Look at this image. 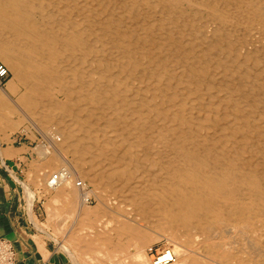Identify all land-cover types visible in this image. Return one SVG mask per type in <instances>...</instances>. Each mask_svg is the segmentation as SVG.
Wrapping results in <instances>:
<instances>
[{
  "label": "bare ground",
  "instance_id": "6f19581e",
  "mask_svg": "<svg viewBox=\"0 0 264 264\" xmlns=\"http://www.w3.org/2000/svg\"><path fill=\"white\" fill-rule=\"evenodd\" d=\"M0 60V133L58 130L31 177L74 261L165 237L169 264H264V0H0Z\"/></svg>",
  "mask_w": 264,
  "mask_h": 264
},
{
  "label": "rangeland",
  "instance_id": "374dc122",
  "mask_svg": "<svg viewBox=\"0 0 264 264\" xmlns=\"http://www.w3.org/2000/svg\"><path fill=\"white\" fill-rule=\"evenodd\" d=\"M0 62L4 63L2 60H0ZM10 86L11 87L16 86L15 88L19 89L20 90V91L18 90L19 92H22L24 90V87H23L22 83L14 76V73L11 70H10V73H9V77L2 84H0V96H2L4 99L7 98L9 100V98H11L12 100L13 99L16 100L17 99V94H15V93L10 91ZM50 89L51 90H49V94L51 96H53L57 100H60V101L63 100V95L59 92V88L58 87H53V88H50ZM19 115H21V116H19ZM15 121L22 122V123H21L20 128L18 130H16L15 132H13L12 135L13 136L14 135H18V137H20L19 140L21 141V143L24 144L25 147H27L26 148V152L29 154V155H27V160H26V163H25V166H24V175H22L21 179L19 180L20 181L19 183L21 185L20 190L22 192V197L24 199V202L27 203V206H28V202H29V198H28L29 196L26 194V190L24 188V185L25 186H29V189L33 193V205L34 206L32 208V212L31 213H30V210H29L31 218L34 220V222L36 223L37 227L38 228L40 227L39 229L41 231H43L44 235L47 233L45 236L48 239H54L55 240V242L57 244V250L64 257L65 261L68 264H80L82 260L83 261H82L81 264H83V262H86L88 260L86 256H84L83 254H80L78 256L79 258L77 259V262H76V261L73 260V257L70 256L69 253L64 252L59 247V244L57 243V239L61 238L58 235V231L56 230L57 229L56 228L57 225L59 226L60 223H62V224L66 223V225L64 224V226L66 228H68L72 224L73 219L69 218V219H67L65 221L62 219L64 222L62 220H59V219H58V221L53 220L52 216H51L52 212L50 210H51V207L53 206V202L51 203V201L53 200V197L55 195L54 191L49 192V191H46L44 189V187L37 186L33 182L32 177H31L32 166L37 161H40L39 163L45 162L46 159L51 155V154H48V156H46V157L43 156L42 150L43 149L51 150L49 147L52 146L53 141L48 138L49 137L48 135H50V134L51 135H53V134L54 135L55 134L59 135L58 132H57L58 130L56 129V125H53V124L52 125H48L49 127L46 126L47 128L43 127V126H40L41 124L38 123V121H36V119H34L33 117H31L28 114L27 115L14 114L13 115V122H15ZM5 130H9V129L6 128ZM49 140H51L52 142L49 141ZM49 143H50V145H49ZM42 145H44V146H42ZM52 153H55V152L52 151ZM55 154H57L58 158H62L63 157V159H65V160H71L72 159L71 155H69L68 153H65V152H59L58 151ZM61 166L63 167V165H61ZM56 171L57 170H54L53 172L56 173ZM78 181H82V180L78 178ZM89 186H90L89 189H94L93 185H89ZM50 194H51L52 197L50 196ZM90 197L91 198H90L88 204L86 203V208H90V206H91L90 210L93 209V208H98V206L100 205L99 199L94 194L92 196H90ZM58 203H59L58 206L59 205H63V206L66 205L65 202H62V201H60V202L58 201ZM62 210L66 211V210H64V208L61 209L60 211H62ZM49 216H50V218H49ZM102 217H105V220H103L104 218H102ZM101 221H103V222H101ZM107 221L108 220L106 219V216H104L103 214H99L96 219L91 220V222H92L91 225L96 228L97 225L105 224V222H107ZM84 222L85 221H83V223ZM94 231H95V229H94ZM166 240L167 239L165 237H162V238H160L158 240H155L154 242L149 244L148 247H146L145 254H146L149 262H151V256H150L151 254H150L149 250L151 248H153L154 250H157L158 248L167 245V243H168L167 241L168 240L167 241ZM187 248L190 251L194 250L193 246H188ZM116 252L117 253L111 252V253H109V256L104 258L105 256L104 255L101 256V253H99L100 255L95 253V249H94V251L92 250L91 252H89L88 255H91L93 257H95V255H98V257H96L95 259L100 264H113V263L117 264V262H119L120 260H124V261L126 260V263L127 262L128 263H132L133 259L131 258V256H132V254H134V250H133L132 247L129 250L128 254L127 253H119L118 251H116ZM122 254H126V255H122ZM129 254H131V256ZM127 255H128V257L130 259H128ZM92 264H94V263H92ZM118 264H120V263H118ZM219 264H231V263H219Z\"/></svg>",
  "mask_w": 264,
  "mask_h": 264
},
{
  "label": "crops",
  "instance_id": "0c3cea01",
  "mask_svg": "<svg viewBox=\"0 0 264 264\" xmlns=\"http://www.w3.org/2000/svg\"><path fill=\"white\" fill-rule=\"evenodd\" d=\"M19 139L10 130L0 134V238L14 244L17 264H68L55 240L37 227L22 197L19 180L29 154Z\"/></svg>",
  "mask_w": 264,
  "mask_h": 264
},
{
  "label": "built area",
  "instance_id": "2783aa9c",
  "mask_svg": "<svg viewBox=\"0 0 264 264\" xmlns=\"http://www.w3.org/2000/svg\"><path fill=\"white\" fill-rule=\"evenodd\" d=\"M9 69L0 62V84H2L9 77ZM153 264H169L174 261L173 255L165 250L164 246L154 250H149ZM16 250L14 244L5 238H0V264H17Z\"/></svg>",
  "mask_w": 264,
  "mask_h": 264
}]
</instances>
